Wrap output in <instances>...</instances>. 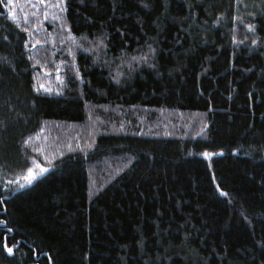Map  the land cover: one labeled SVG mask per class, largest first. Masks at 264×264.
I'll use <instances>...</instances> for the list:
<instances>
[{
  "label": "trees",
  "instance_id": "trees-1",
  "mask_svg": "<svg viewBox=\"0 0 264 264\" xmlns=\"http://www.w3.org/2000/svg\"><path fill=\"white\" fill-rule=\"evenodd\" d=\"M5 3L0 264H264V0Z\"/></svg>",
  "mask_w": 264,
  "mask_h": 264
},
{
  "label": "snow or ice",
  "instance_id": "snow-or-ice-1",
  "mask_svg": "<svg viewBox=\"0 0 264 264\" xmlns=\"http://www.w3.org/2000/svg\"><path fill=\"white\" fill-rule=\"evenodd\" d=\"M12 2H13V0H8V3H5L3 6H4L5 8H7V7H8V4H10V3H12ZM43 2H44V0H41V3H43ZM63 4H64V0H57V3H56V4H54V5H49V7H57V8H61V11H64L65 9H64L63 7H61ZM145 6H147V5H145ZM45 18H47V17H45ZM248 28H249L250 31H254V30H255L254 27H253L252 25H248ZM24 31H27V29H24ZM37 43H39V41H37ZM252 43L255 44L256 41L253 40ZM25 44L27 45V41L25 42ZM99 44L102 46V45H103V41L101 40V41L99 42ZM33 47H35V45H33ZM149 50H150V51H154L153 49H151V45H149ZM29 59H31V57H29ZM132 59L135 60V59H137V58H136V57H133ZM140 59H141V60H144V62L147 63V57H140ZM150 66L154 67L153 65H150ZM57 71H59V69H57ZM57 79H61V78H60L59 76H57ZM113 79H117V82H119L117 77H113ZM61 82H63V81H61ZM40 87L43 88L44 85H41ZM46 90H47V91H51V89H46ZM204 155H205V156H208L209 153L205 152ZM45 170H46V169H41V171H45ZM27 173H28V174L25 175V176L23 177V179L27 180L28 182H31V180L35 178V174L33 173V169H32V168H29V169L27 170ZM221 194H222V195H227V193H224V192H221ZM5 247L7 248V251H8L9 253H12V251H13V248H12V247H8L7 245H5Z\"/></svg>",
  "mask_w": 264,
  "mask_h": 264
}]
</instances>
